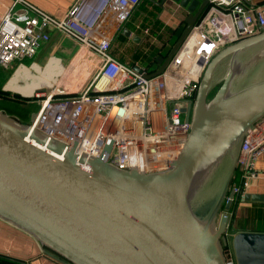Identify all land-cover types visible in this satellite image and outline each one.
I'll return each instance as SVG.
<instances>
[{
    "label": "water",
    "instance_id": "obj_1",
    "mask_svg": "<svg viewBox=\"0 0 264 264\" xmlns=\"http://www.w3.org/2000/svg\"><path fill=\"white\" fill-rule=\"evenodd\" d=\"M169 1L187 11L183 28L145 77L167 67L208 4ZM183 111V148L168 170L146 174L110 164L111 141L97 157L77 156L36 126V113L23 122L0 110V220L63 264H225L227 243L236 264H264V232L226 237L241 143L264 117V30L219 50Z\"/></svg>",
    "mask_w": 264,
    "mask_h": 264
},
{
    "label": "built area",
    "instance_id": "obj_2",
    "mask_svg": "<svg viewBox=\"0 0 264 264\" xmlns=\"http://www.w3.org/2000/svg\"><path fill=\"white\" fill-rule=\"evenodd\" d=\"M140 1L76 0L57 19L25 0H13L0 16V66L16 62L15 74L28 72L36 65L28 66L23 60L35 56L40 45L49 41L50 30L77 44L75 58L67 67L49 59L48 65L60 68L54 88L36 89L26 97L19 94L40 102L36 126L63 142L66 150L73 147L77 156L97 157L111 141L110 164L150 174L168 170L183 148L190 130L183 110L193 103L210 59L225 46L264 30V5L251 6L247 0H207L206 10L167 67L158 75L145 77L149 74L146 69L135 64L143 69L139 73L111 52L112 27L125 22ZM143 34L149 36V29ZM79 64L86 66L88 76L76 86L68 79ZM46 125L56 128L59 135ZM263 153L264 117L242 140L239 175L231 185L232 203H244V195L258 180L255 162ZM232 235L227 228L228 242ZM224 257L225 264H236L229 243Z\"/></svg>",
    "mask_w": 264,
    "mask_h": 264
},
{
    "label": "crops",
    "instance_id": "obj_3",
    "mask_svg": "<svg viewBox=\"0 0 264 264\" xmlns=\"http://www.w3.org/2000/svg\"><path fill=\"white\" fill-rule=\"evenodd\" d=\"M12 1L13 0H0V16L5 13ZM25 1L40 11L60 19L76 0ZM247 1L251 6L264 5V0ZM160 3L161 0H141L125 22L118 28L116 25L112 27V44L114 45L115 40L119 39V42H122L123 45L133 48L135 46L136 49L140 48L149 40L152 41L153 44L157 43L155 47L161 48L165 42L158 38V34L161 33L160 29L163 27L171 30H177L179 27L183 28V20L187 15V11L169 0L166 1L162 7H159ZM19 6L20 4L17 5V7ZM107 27L104 29L109 32L110 30L107 29ZM123 29L130 30L129 37L122 35ZM145 29H149V36H144L143 30ZM121 36L122 39H120ZM133 36H138L140 41L138 43L133 41ZM49 38L47 43L40 45L35 56L23 60L26 65H36V62H40L42 66L41 69L40 65H36L32 68L37 72L40 70V75L34 78L31 83L20 85L19 81L21 80V76H19V73H16L8 82L6 86L7 89L26 97L30 96L36 89L54 88L56 86L58 78L55 77L58 75L55 76V73L57 74V72H60V68L54 63L48 65L49 59L53 57L60 62L62 67H67L75 58L78 46L74 42L62 38L61 35L55 31H49ZM48 46L50 51L45 53V48ZM80 54L81 52L79 55ZM112 54L118 59L116 56L117 54ZM159 55L161 54H158L156 59ZM132 61V59H128L127 61L121 62L134 66L137 64L143 68V66L140 65V61ZM15 64L17 63L15 62ZM46 65L48 66L41 71ZM150 68L151 72L154 71L157 68V62L156 64H152ZM255 171L258 173V180L252 184L248 193L264 196V153L256 160ZM229 213H231V216H229L228 230L231 234L240 231L264 232V202L246 201L243 204L234 203V209L230 210ZM0 255L18 259L23 264H63L47 255L31 236L10 226L2 220H0Z\"/></svg>",
    "mask_w": 264,
    "mask_h": 264
},
{
    "label": "trees",
    "instance_id": "obj_4",
    "mask_svg": "<svg viewBox=\"0 0 264 264\" xmlns=\"http://www.w3.org/2000/svg\"><path fill=\"white\" fill-rule=\"evenodd\" d=\"M160 30L161 33L158 34V38L160 40H163V42H165V44L161 48L155 47L152 41L148 40L140 48L135 49V46L134 48L125 46L123 45L122 42H119L120 41L119 39H116L114 45L112 44L111 52L117 54L116 56L120 61H127L126 58L130 60L132 59L133 60L132 62L140 61V65H142L143 68L146 69L148 72H151L150 66H152V64H156V56L158 54L161 55L167 54L170 47L174 44V42L178 38L182 28L179 27L177 30H171L169 28L163 27ZM120 39H122V36L120 37ZM48 50H49V46L45 48V52H48ZM141 51L145 52L143 56H140L139 54V52ZM21 99L24 101L28 100L22 97ZM8 111L10 114L16 115L23 122H27L28 116L32 112L30 107L24 108L22 104H17V103L12 104L11 107H9ZM238 175L239 173L238 171H236L232 183L237 182ZM234 203L231 204L230 210L234 209ZM0 264H23V263L18 259L5 255H0Z\"/></svg>",
    "mask_w": 264,
    "mask_h": 264
},
{
    "label": "rangeland",
    "instance_id": "obj_5",
    "mask_svg": "<svg viewBox=\"0 0 264 264\" xmlns=\"http://www.w3.org/2000/svg\"><path fill=\"white\" fill-rule=\"evenodd\" d=\"M154 45H157V43H154ZM49 51H50V49L48 50V52ZM139 54H140V56H143L145 54V52L141 51V52H139ZM126 59L128 60V58H126ZM40 61H42V60H40ZM36 65H40V69H41L42 66H41L40 62H36ZM28 66H29V64H28ZM82 66H84V68H83L84 70H82ZM82 66H80V64H79L70 73L68 83L70 82V84L78 86L88 76V71L85 70L86 66L85 65H82ZM16 67H17V64H15V62H12L7 67L0 66V110H3L4 112L10 114L8 109H9V107H11L12 104H15V103L22 104L24 108L30 107L32 112L28 116L27 122H29L31 119V116L33 114L37 113V111L40 109V102L39 101H33V100L24 101L21 99L22 96L14 93L13 91H10L9 89L6 88L10 79L13 78L15 71H17ZM39 75H40V70H39V72H37L35 69H32V68L28 72H26L25 74H22V72H20L19 76H21L22 79L19 81V84L20 85L29 84L32 82V80L34 78H36ZM218 85L219 84H217L215 86V88L212 91V94L217 89ZM10 115L16 116L14 114H10Z\"/></svg>",
    "mask_w": 264,
    "mask_h": 264
},
{
    "label": "bare ground",
    "instance_id": "obj_6",
    "mask_svg": "<svg viewBox=\"0 0 264 264\" xmlns=\"http://www.w3.org/2000/svg\"><path fill=\"white\" fill-rule=\"evenodd\" d=\"M46 127H49L50 129L55 130L53 133H55V135H59V131L56 128H52V125H46ZM47 128V129H49Z\"/></svg>",
    "mask_w": 264,
    "mask_h": 264
}]
</instances>
